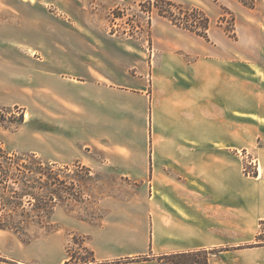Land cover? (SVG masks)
Here are the masks:
<instances>
[{
  "label": "crops",
  "instance_id": "1",
  "mask_svg": "<svg viewBox=\"0 0 264 264\" xmlns=\"http://www.w3.org/2000/svg\"><path fill=\"white\" fill-rule=\"evenodd\" d=\"M141 1L0 0V106L26 112L21 129L0 138L22 140V151L53 165L78 162L139 182L128 203H110L101 226H81L98 261L229 252L264 222V175L247 178L239 156L249 147L246 116L264 121L261 101L246 96L247 71L264 77V46L247 60L240 38L238 52L223 57L225 32L210 28L205 39L158 15L147 36L107 31L109 10ZM258 31L264 38L263 24ZM17 241L0 244L12 262L0 264L68 260L60 243L55 257L42 253L39 239L22 246L28 258L15 259Z\"/></svg>",
  "mask_w": 264,
  "mask_h": 264
},
{
  "label": "rangeland",
  "instance_id": "2",
  "mask_svg": "<svg viewBox=\"0 0 264 264\" xmlns=\"http://www.w3.org/2000/svg\"><path fill=\"white\" fill-rule=\"evenodd\" d=\"M183 7L196 8V6L202 8L203 12L210 18L211 33L225 32L231 41L225 47H228L230 51L226 52L223 57H232L233 53L238 52L239 39L242 38L245 41V49L251 57L247 56V60H253L256 58L254 55L255 50L253 48L264 46V38L260 37L258 26L264 25V2H256L257 0H244L248 4H254L253 7L256 11L250 12L243 0H233L240 5H244L246 13L241 10L242 7H235V10H230L227 5V0H167ZM233 3V2H231ZM161 3L158 0H144L134 5H119L108 11L106 19V29L110 34L121 36L122 38H137L144 33H149L150 25L155 16L159 15V7ZM199 9V8H198ZM176 13V9H172ZM201 10V9H200ZM241 10V11H240ZM161 17V16H160ZM165 18V17H164ZM147 36V35H146ZM260 58V55H257ZM258 70V68H257ZM254 75L246 74V96L247 103H252L255 100H260L259 110L264 113V81L261 82L259 78H264L258 71H253ZM25 109L18 106H0V132L12 135L18 132L26 121ZM248 113V112H247ZM264 125V121L257 116H246V130H247V143L249 147L239 153L240 158L244 161V169L247 178L258 177L260 173L264 175V160L263 150L264 148V135L260 134V128ZM252 131L254 136H259L257 143L250 146L249 143L252 139L248 133ZM20 139H13L9 137L7 141L0 138V143L3 148L9 154L26 155L32 154L41 158L43 161L49 162L44 155H37L32 152L22 151L20 149ZM21 157V159L27 157ZM53 165V164H52ZM6 168H9L8 164H5ZM53 169L58 175L67 182L68 189L63 193V200L56 201L55 213L52 218V223L55 225V231L46 233V230L36 229L34 227L25 228L22 232V236L25 234L32 238V242L40 240L42 247V253L46 249L52 250L53 256L58 249L60 243L64 251L71 250L72 252L80 249L81 243L85 242V245L89 248V237L86 233H83L82 227L85 226H101L109 212L111 211L110 203L126 204L131 200L133 194L139 182L135 179H129L116 175L111 171H92L90 168L83 166L82 164L75 162L69 165H53ZM15 168V167H14ZM15 170L13 168H9ZM263 177V176H262ZM29 185V184H28ZM8 189L5 192L7 199H12L13 194L9 193L10 190L15 189L23 190V186L14 184L13 182L8 184ZM10 188V189H9ZM70 194V195H69ZM7 201H5L6 203ZM13 204H5V208H1V194H0V219L9 220L10 217L13 220H20L18 215H15L12 210ZM125 207L122 213L127 214L130 212L129 208ZM29 199L24 200L23 210H31ZM22 211V209L20 210ZM133 213V212H132ZM120 216V213L117 215ZM1 230V229H0ZM7 233H0V244L7 245L11 240L18 242V236L11 231ZM37 237V238H35ZM20 240V239H19ZM21 241V240H20ZM237 241L231 238V242ZM238 241L242 245L237 247L225 248V253H221L223 250H210L212 253L209 255L208 264H264V249L260 247L264 246V222L255 230H249L247 228L244 238H238ZM30 243V244H31ZM23 244V245H22ZM29 245L21 241V249L13 251L10 256L15 259L28 258L29 254H25L22 251V246ZM8 246V245H7ZM90 249V248H89ZM91 250V249H90ZM8 253V252H7ZM6 256L0 254V258L4 261L12 263L11 260L6 259ZM193 257H188L184 260H193ZM201 262L206 259V255L200 254L197 258ZM182 260L172 259L171 264H176ZM121 262V264L125 263ZM163 264H166L162 262Z\"/></svg>",
  "mask_w": 264,
  "mask_h": 264
},
{
  "label": "trees",
  "instance_id": "3",
  "mask_svg": "<svg viewBox=\"0 0 264 264\" xmlns=\"http://www.w3.org/2000/svg\"><path fill=\"white\" fill-rule=\"evenodd\" d=\"M161 3L159 7V15L167 18L178 28L188 30L199 37L209 39L210 18L198 8H187L182 5L167 0H158ZM243 3L246 6L253 7L254 4ZM176 9V13L172 9ZM27 157L21 159V157ZM9 165V169L5 167ZM15 167V168H14ZM51 163L43 161L36 155L26 154H9L0 143V194L1 208H5L9 204H13L12 212L20 217V220L0 219V229L14 232L18 238L25 244H30L33 240L22 232L29 226L40 230H46V233L55 231V226L52 223V218L55 213L56 201L63 200V193L68 189L67 182L54 171ZM23 186V190L16 191L12 188L9 193L13 194L11 198L6 197L5 192L10 183ZM29 184V185H28ZM10 189V188H9ZM70 195V194H69ZM29 199L31 210H23L24 200ZM5 201H7L5 203ZM22 209V211H20ZM37 238V237H35ZM78 251L72 252L66 250L68 260L65 264H121V262L98 261L95 254L90 250L85 242L81 243ZM212 251H200L195 253L176 254L171 256L160 257L159 261L166 264H171L172 259L182 260L176 264H208L209 255ZM200 254L206 255V259L201 262L198 260ZM188 257H193V260H184ZM148 258L140 257L137 259H127L125 263L144 261ZM0 261H4L0 258Z\"/></svg>",
  "mask_w": 264,
  "mask_h": 264
}]
</instances>
